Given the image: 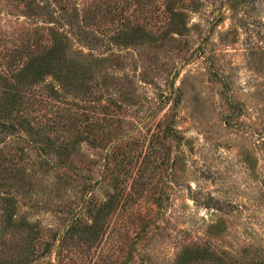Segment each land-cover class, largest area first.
<instances>
[{
    "label": "rangeland",
    "instance_id": "1",
    "mask_svg": "<svg viewBox=\"0 0 264 264\" xmlns=\"http://www.w3.org/2000/svg\"><path fill=\"white\" fill-rule=\"evenodd\" d=\"M51 31L107 58L48 78L97 136L0 193V264H264V0H0V61Z\"/></svg>",
    "mask_w": 264,
    "mask_h": 264
},
{
    "label": "trees",
    "instance_id": "2",
    "mask_svg": "<svg viewBox=\"0 0 264 264\" xmlns=\"http://www.w3.org/2000/svg\"><path fill=\"white\" fill-rule=\"evenodd\" d=\"M67 43L66 36L54 31L41 33L7 49L0 61V79L4 82L0 86V193L3 195L6 187H13L11 191L15 190L14 186H23L28 176L49 174L61 166L71 167L68 158L79 151L83 142L89 141V136H97L81 129L84 123L73 108L75 104L57 102L56 97H64L65 92L48 78L58 81L62 88L68 84L86 86L88 80L98 77V62L107 58L70 51ZM90 60L95 63L89 64ZM92 84L97 87L99 83ZM52 150L57 160L50 158ZM76 174L82 176L80 171ZM1 194L0 244L6 245L23 223L3 204Z\"/></svg>",
    "mask_w": 264,
    "mask_h": 264
}]
</instances>
